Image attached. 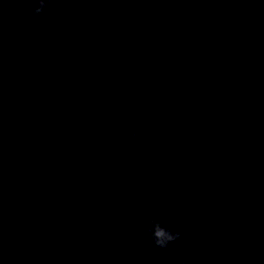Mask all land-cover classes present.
<instances>
[{
    "label": "water",
    "instance_id": "95a60500",
    "mask_svg": "<svg viewBox=\"0 0 264 264\" xmlns=\"http://www.w3.org/2000/svg\"><path fill=\"white\" fill-rule=\"evenodd\" d=\"M35 6L0 0V264H264V0Z\"/></svg>",
    "mask_w": 264,
    "mask_h": 264
},
{
    "label": "clouds",
    "instance_id": "9594fccd",
    "mask_svg": "<svg viewBox=\"0 0 264 264\" xmlns=\"http://www.w3.org/2000/svg\"><path fill=\"white\" fill-rule=\"evenodd\" d=\"M52 0H36V6L32 9V15L36 21L42 25H47L49 21L45 18L44 13L47 11ZM73 93L79 92V87L72 89ZM140 135L138 131H133L131 136L135 140V147L141 148V142L135 138ZM175 225L165 227L162 222L157 220L155 217L148 221L146 229L148 238L152 241L155 247L160 249H168L172 245V252L178 254L179 247L176 245V241L182 238L183 233L180 230L174 231ZM180 264H185V261L181 260Z\"/></svg>",
    "mask_w": 264,
    "mask_h": 264
}]
</instances>
